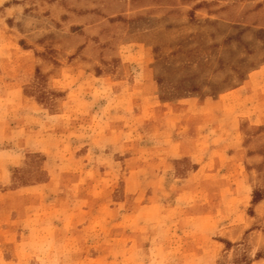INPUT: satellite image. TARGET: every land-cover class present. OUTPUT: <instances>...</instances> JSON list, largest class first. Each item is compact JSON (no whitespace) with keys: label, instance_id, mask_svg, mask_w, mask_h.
I'll return each mask as SVG.
<instances>
[{"label":"rangeland","instance_id":"rangeland-1","mask_svg":"<svg viewBox=\"0 0 264 264\" xmlns=\"http://www.w3.org/2000/svg\"><path fill=\"white\" fill-rule=\"evenodd\" d=\"M262 68L264 0H0V264H264Z\"/></svg>","mask_w":264,"mask_h":264},{"label":"crops","instance_id":"crops-1","mask_svg":"<svg viewBox=\"0 0 264 264\" xmlns=\"http://www.w3.org/2000/svg\"><path fill=\"white\" fill-rule=\"evenodd\" d=\"M261 79L264 80V68H262L261 70L257 71L256 73L250 75L248 81H246L245 85H243L242 87H240L239 89L233 91L230 94V102H233V98L232 97H236L238 99H242L241 94L244 93V90L246 91V95L249 97L250 94H254L256 91L253 89L254 86L252 85L254 82H256V80ZM249 90L251 92H249ZM259 94L263 95V97L261 98V100L264 101V90H262ZM229 96V95H228Z\"/></svg>","mask_w":264,"mask_h":264}]
</instances>
